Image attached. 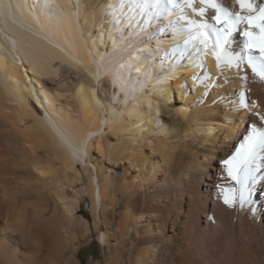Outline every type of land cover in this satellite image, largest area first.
Masks as SVG:
<instances>
[{"label": "bare ground", "instance_id": "obj_1", "mask_svg": "<svg viewBox=\"0 0 264 264\" xmlns=\"http://www.w3.org/2000/svg\"><path fill=\"white\" fill-rule=\"evenodd\" d=\"M215 11L0 0V193L13 211L0 264H80L92 241L98 264H264V179L251 213L221 191L236 187L223 161L243 153L248 121L264 127L240 107L246 95L264 114V81L218 68L208 28L207 48L189 39L191 21L213 27Z\"/></svg>", "mask_w": 264, "mask_h": 264}, {"label": "snow or ice", "instance_id": "obj_2", "mask_svg": "<svg viewBox=\"0 0 264 264\" xmlns=\"http://www.w3.org/2000/svg\"><path fill=\"white\" fill-rule=\"evenodd\" d=\"M125 2L130 3L133 10L136 8L146 9L149 6V0H121L122 5ZM152 3L157 9V14L166 4L171 5L172 8L180 9L181 13H183V8L186 6L200 17L205 16L209 7L215 9V15L212 18L217 24L227 25V28L223 30L213 29L216 33L214 55L217 59V67L220 68L221 64L224 63L228 67L242 69L244 79H247V69H250L254 77L264 81V3L257 5L254 0H234L240 11H232L216 3L215 0H199L200 5H203L201 7L196 6V0H183V4L179 0H152ZM180 18L189 19L183 14ZM241 22L246 23L244 29L246 42L242 49L245 54L233 55L226 46L231 42L230 37L233 30ZM189 27L194 31V35H191L189 39L199 41L207 48L208 41L211 38L208 32L205 31L209 28L207 21L197 22L193 20ZM240 107L247 109L249 113L264 121V114L259 111L253 112L256 105L248 101L246 95L240 97ZM157 112H159V108H157ZM248 122L251 125V130L243 137L244 143L240 145L243 153L238 152L235 156L223 161L227 177L234 182L236 187L229 186L225 189L221 186V191L224 192L223 201L226 205L239 207L241 210L251 213L256 207V200L254 199L256 190L254 186L261 179H264V177L256 175L258 170L257 158H264V127H258L255 122ZM205 167L210 168L211 166L205 165ZM204 174L207 175V173ZM99 242L103 243L104 238L101 237Z\"/></svg>", "mask_w": 264, "mask_h": 264}, {"label": "rangeland", "instance_id": "obj_3", "mask_svg": "<svg viewBox=\"0 0 264 264\" xmlns=\"http://www.w3.org/2000/svg\"><path fill=\"white\" fill-rule=\"evenodd\" d=\"M2 197V195H1V193H0V206H2L1 208H0V224H2V222H4V221H6V220H8L9 219V222H11V220H12V217H10V216H12V212L13 211H10V210H12V208L9 210V209H7V208H5L6 206L4 205V200H3V198H1ZM7 199V198H6ZM5 199V200H6ZM4 206H3V205ZM3 208H4V210H3ZM90 208H91V202H90V200H86V201H84L83 202V205H82V210L85 212V213H87V214H90ZM5 209H6V211L8 210V211H10V212H8L7 211V213H10V214H7L6 213V211H5ZM5 211V212H4ZM2 213V214H1ZM8 216H7V215ZM10 217V218H9ZM46 217V216H45ZM44 218H42V220H43ZM38 220H41V218H39ZM185 230H187V228L185 229ZM186 233V232H185ZM77 255H78V257H79V259H80V264H98L100 261V259L102 258V251H101V248H100V246H99V244H98V242H96V241H92L91 243H88V244H84V245H82L81 247H80V250H79V252L77 253ZM62 261V260H61Z\"/></svg>", "mask_w": 264, "mask_h": 264}]
</instances>
